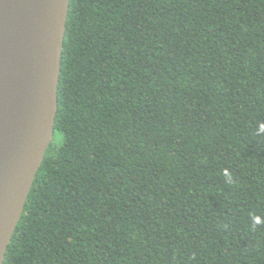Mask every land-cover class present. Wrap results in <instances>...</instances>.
I'll return each instance as SVG.
<instances>
[{
    "label": "trees",
    "instance_id": "16d2710c",
    "mask_svg": "<svg viewBox=\"0 0 264 264\" xmlns=\"http://www.w3.org/2000/svg\"><path fill=\"white\" fill-rule=\"evenodd\" d=\"M261 125L264 0H71L4 264H264Z\"/></svg>",
    "mask_w": 264,
    "mask_h": 264
},
{
    "label": "water",
    "instance_id": "95a60500",
    "mask_svg": "<svg viewBox=\"0 0 264 264\" xmlns=\"http://www.w3.org/2000/svg\"><path fill=\"white\" fill-rule=\"evenodd\" d=\"M71 0H0V264L53 141Z\"/></svg>",
    "mask_w": 264,
    "mask_h": 264
},
{
    "label": "clouds",
    "instance_id": "9594fccd",
    "mask_svg": "<svg viewBox=\"0 0 264 264\" xmlns=\"http://www.w3.org/2000/svg\"><path fill=\"white\" fill-rule=\"evenodd\" d=\"M258 133H264V125H261L260 129L258 130ZM225 175H228L227 172H225ZM259 219L256 220V223H259Z\"/></svg>",
    "mask_w": 264,
    "mask_h": 264
}]
</instances>
